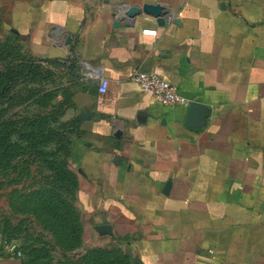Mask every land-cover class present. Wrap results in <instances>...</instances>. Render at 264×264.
Returning a JSON list of instances; mask_svg holds the SVG:
<instances>
[{
	"label": "crops",
	"instance_id": "crops-1",
	"mask_svg": "<svg viewBox=\"0 0 264 264\" xmlns=\"http://www.w3.org/2000/svg\"><path fill=\"white\" fill-rule=\"evenodd\" d=\"M9 3L7 26L60 69L76 118L84 242L142 264H264V0ZM134 68L188 105L160 104ZM13 245L0 234V264H22Z\"/></svg>",
	"mask_w": 264,
	"mask_h": 264
},
{
	"label": "rangeland",
	"instance_id": "rangeland-1",
	"mask_svg": "<svg viewBox=\"0 0 264 264\" xmlns=\"http://www.w3.org/2000/svg\"><path fill=\"white\" fill-rule=\"evenodd\" d=\"M0 0V234L24 264H142L123 243L84 242L60 69L6 24Z\"/></svg>",
	"mask_w": 264,
	"mask_h": 264
},
{
	"label": "built area",
	"instance_id": "built-area-1",
	"mask_svg": "<svg viewBox=\"0 0 264 264\" xmlns=\"http://www.w3.org/2000/svg\"><path fill=\"white\" fill-rule=\"evenodd\" d=\"M144 34L155 35V29H145ZM130 79L135 82L138 87L144 91L150 92L156 100L165 106H176L183 105L187 106L189 100L177 92L176 86L164 79L161 75L156 72H149L140 68H134L132 70ZM108 86V80L101 78L99 82L98 90L104 93ZM17 245L16 243H13ZM12 246V248L15 247ZM18 255L20 254L17 252Z\"/></svg>",
	"mask_w": 264,
	"mask_h": 264
},
{
	"label": "water",
	"instance_id": "water-1",
	"mask_svg": "<svg viewBox=\"0 0 264 264\" xmlns=\"http://www.w3.org/2000/svg\"><path fill=\"white\" fill-rule=\"evenodd\" d=\"M161 9L162 8L159 5H150V4L143 5V10L156 16L159 23L164 22L163 14H165V12L161 11Z\"/></svg>",
	"mask_w": 264,
	"mask_h": 264
},
{
	"label": "trees",
	"instance_id": "trees-1",
	"mask_svg": "<svg viewBox=\"0 0 264 264\" xmlns=\"http://www.w3.org/2000/svg\"><path fill=\"white\" fill-rule=\"evenodd\" d=\"M15 251L19 252L20 253V257H21V260H22V264H24V259H23V252H22V249L20 248V246H16L15 247Z\"/></svg>",
	"mask_w": 264,
	"mask_h": 264
}]
</instances>
